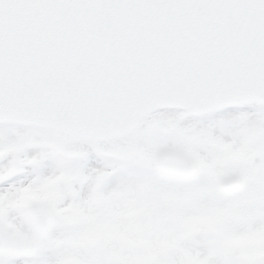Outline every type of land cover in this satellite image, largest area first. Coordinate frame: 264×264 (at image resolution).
I'll use <instances>...</instances> for the list:
<instances>
[{
	"label": "snow or ice",
	"instance_id": "1",
	"mask_svg": "<svg viewBox=\"0 0 264 264\" xmlns=\"http://www.w3.org/2000/svg\"><path fill=\"white\" fill-rule=\"evenodd\" d=\"M0 264H264V0H0Z\"/></svg>",
	"mask_w": 264,
	"mask_h": 264
}]
</instances>
